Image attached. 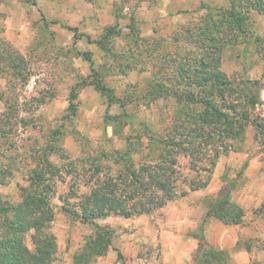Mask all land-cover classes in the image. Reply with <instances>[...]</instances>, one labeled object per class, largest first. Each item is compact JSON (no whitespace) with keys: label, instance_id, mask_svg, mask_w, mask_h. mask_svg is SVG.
I'll return each mask as SVG.
<instances>
[{"label":"rangeland","instance_id":"obj_1","mask_svg":"<svg viewBox=\"0 0 264 264\" xmlns=\"http://www.w3.org/2000/svg\"><path fill=\"white\" fill-rule=\"evenodd\" d=\"M204 2L227 4L225 0H0V37L17 48L30 67L23 86L14 88L0 76V112L8 110L5 97L9 103L17 100L20 115L26 118L16 135L0 134V164L14 160L13 174L0 184L3 198L11 203L20 199L19 186L27 184L25 170L34 166L44 146L48 147L42 152L59 167L67 163V154H103L107 157L100 160L108 164L131 147V140L142 137L143 144L132 145L130 155L117 161V166L143 160L149 154L147 136L165 131L174 121L173 99L152 90V83L165 82V73L170 71L160 69L166 52H174L178 44L170 36L196 20ZM130 16L134 17L133 30ZM253 20L255 30L262 34L261 17L253 14ZM116 22L120 31L111 37L107 53L96 40L106 26ZM134 33L145 39L142 56L136 52ZM92 67L113 97L91 82ZM219 67L234 84L241 87L247 82L248 86L249 81L261 79L264 60L250 41L223 49ZM257 96L260 103L254 109L264 118L263 88ZM32 150L38 151L33 154ZM68 183L69 176L56 177L55 195L50 199L54 215L47 230L57 241L51 264H74L73 252L94 233L92 226L62 211L58 195L67 191ZM213 187L214 193L206 197L188 193L147 214L108 216L98 222L113 228L112 246L122 252L124 264H200L188 252L189 240L200 233L199 209L206 210L211 197L229 187L234 203L245 202L244 222L236 224L238 249L249 245V252L264 250V134L258 135L252 124L231 151L218 157L208 188ZM256 201L261 203L256 205ZM231 254L213 264H230ZM92 264L122 262L110 249Z\"/></svg>","mask_w":264,"mask_h":264},{"label":"trees","instance_id":"obj_2","mask_svg":"<svg viewBox=\"0 0 264 264\" xmlns=\"http://www.w3.org/2000/svg\"><path fill=\"white\" fill-rule=\"evenodd\" d=\"M225 1L227 4L223 6L201 3L200 8L204 10L196 20L171 34L172 41L178 44L174 45V52H166L165 63L160 66V69H170L164 77L169 83L154 81L152 90L173 99L174 121L165 131L147 136L149 154L143 160L117 166V161L130 155L132 145L143 144L142 137L131 140V147L119 152L108 164L101 162V158L107 157L103 154L74 157L67 154V163L59 167L42 152L48 147L44 146L37 150L41 155L34 166L25 170L27 184L19 186L20 199L11 203L0 193V264H51L55 259L57 241L47 230V224L54 215L50 199L55 195L56 177L61 174L69 176L67 191L58 195L62 211L89 224L94 231L73 252L72 262L92 264L113 249L116 258L124 264V255L112 246L113 228L98 220L147 214L189 192L204 189L218 157L242 140L249 124L256 128L258 135L264 134V118L254 109L260 103L258 89H264V72L261 79L240 87L219 67L223 49L250 41L264 60V30L262 34L257 33L253 20V14H257L264 27V0ZM130 20L133 30L134 17L130 16ZM118 25L119 22L106 26L96 40L107 53L111 51V37L120 31ZM69 29L76 32V28ZM134 34V47L142 56L144 51L140 47L145 39ZM85 55L92 65L91 57ZM91 70L95 87L113 97L95 69ZM29 75L30 67L24 55L0 37V76L15 88L23 86ZM3 99L8 110L0 112V134L16 135L26 118L20 115L17 100L9 103L7 98ZM37 151L32 150L33 154ZM13 164V159L0 164V184L13 174ZM210 218L228 225L243 224L245 210L231 200L229 187H222L218 197H211L199 225L200 233L194 234L198 246L193 259L200 264L229 258L228 251L213 249L206 240L203 223ZM245 249L249 251L251 247L246 245Z\"/></svg>","mask_w":264,"mask_h":264},{"label":"crops","instance_id":"obj_3","mask_svg":"<svg viewBox=\"0 0 264 264\" xmlns=\"http://www.w3.org/2000/svg\"><path fill=\"white\" fill-rule=\"evenodd\" d=\"M251 161L252 159L250 160V162ZM250 162L248 164H250ZM208 187L209 183L204 189L192 191L189 192V194L199 197H206L208 194L214 193L215 191V187L211 188V190H209ZM237 203L242 208L245 207L244 200L241 199L237 201ZM260 203L261 202L256 201V205H259ZM197 208L198 207H196V209ZM199 210L201 213L199 217L201 221L206 210H204L203 207ZM238 226L239 225L224 224L216 219H212L203 223V232L205 234L206 240L213 249L226 250L228 251V254H231L232 252V254L230 255L232 256V258L231 260H229L231 262L230 264H262L264 262V250L257 249L254 250V253H252L247 251L244 247H239L238 249L237 246L240 243ZM242 229H244V227H242ZM188 243V252L191 255L195 252L198 246V240L196 239V237H191Z\"/></svg>","mask_w":264,"mask_h":264}]
</instances>
